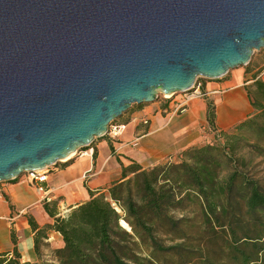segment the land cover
Returning <instances> with one entry per match:
<instances>
[{
  "label": "water",
  "instance_id": "95a60500",
  "mask_svg": "<svg viewBox=\"0 0 264 264\" xmlns=\"http://www.w3.org/2000/svg\"><path fill=\"white\" fill-rule=\"evenodd\" d=\"M264 50V0H0V184Z\"/></svg>",
  "mask_w": 264,
  "mask_h": 264
},
{
  "label": "trees",
  "instance_id": "16d2710c",
  "mask_svg": "<svg viewBox=\"0 0 264 264\" xmlns=\"http://www.w3.org/2000/svg\"><path fill=\"white\" fill-rule=\"evenodd\" d=\"M253 81L254 114L229 132L148 170L123 167L107 193L64 217L46 205L54 222L30 221L38 257L55 232L56 264H264V81ZM215 113L209 105L211 127ZM0 264L29 263L15 250Z\"/></svg>",
  "mask_w": 264,
  "mask_h": 264
},
{
  "label": "crops",
  "instance_id": "0c3cea01",
  "mask_svg": "<svg viewBox=\"0 0 264 264\" xmlns=\"http://www.w3.org/2000/svg\"><path fill=\"white\" fill-rule=\"evenodd\" d=\"M242 69L219 80L204 82L203 91L209 96L192 101L185 114H171L177 97L134 107L117 121L125 126L117 139L96 140L88 151H80L76 158L50 167L46 182H37L26 174L1 183L0 255H12L17 250L23 263L56 264L51 252L62 248L61 235L47 234L45 242L50 247L42 250L40 258L30 226V221L39 229L54 222L46 205L56 211L57 217H64L89 201L92 193L96 196L107 193L114 182L121 180L123 167L137 164L148 170L175 161L184 150L212 142L215 132H229L251 117L254 109L247 88L254 81H248L249 74ZM209 105L216 111L214 127L209 122Z\"/></svg>",
  "mask_w": 264,
  "mask_h": 264
},
{
  "label": "built area",
  "instance_id": "2783aa9c",
  "mask_svg": "<svg viewBox=\"0 0 264 264\" xmlns=\"http://www.w3.org/2000/svg\"><path fill=\"white\" fill-rule=\"evenodd\" d=\"M181 96H184L183 99L175 101V103L172 106L171 114L173 116L185 114L188 110L189 104L192 101L201 98H207L209 94L203 91L202 85L199 82H197L192 92ZM160 100L168 101L171 99L170 97L163 96L160 98ZM144 123L147 124L148 122H144ZM124 130H125L124 125L113 123L109 127L108 134L105 137H110L112 140H115L122 134ZM29 175L32 176L34 180H36L37 182L40 183L46 182L49 175V168L43 172L29 174Z\"/></svg>",
  "mask_w": 264,
  "mask_h": 264
},
{
  "label": "rangeland",
  "instance_id": "374dc122",
  "mask_svg": "<svg viewBox=\"0 0 264 264\" xmlns=\"http://www.w3.org/2000/svg\"><path fill=\"white\" fill-rule=\"evenodd\" d=\"M243 70H246V74H249V76H248V81H251V80H253L254 79V76L255 75H258L259 76V79H261V80H263L264 81V50H261L260 52H257L256 53V55L253 57V59H252V62H251V64L249 65V66H247V67H244L243 69H242V71ZM245 78H247V76L245 77ZM198 82L202 85V87H203V84H204V82H207L206 80H204V79H199L198 80ZM203 89V88H202ZM209 94V93H208ZM183 97L184 96H177V99L178 100H181V99H183ZM177 100V101H178ZM201 100H205V98H201ZM134 107H136V106H134ZM133 107V108H134ZM126 116V115H125ZM124 116V117H125ZM116 124H119V123H117V122H115ZM121 125V124H120ZM111 139L110 137H104V138H102V139ZM102 139H99V140H102ZM112 140V139H111ZM88 149L89 148H87V149H82L81 151H82V153H84V152H86V151H88ZM77 155H78V153L75 155V156H73L72 158H76L77 157ZM71 160V159H70ZM262 159H259L258 161H261ZM61 163H63V162H61ZM264 167V166H263ZM262 170H264V168L262 169ZM261 177H263L264 178V173L261 175Z\"/></svg>",
  "mask_w": 264,
  "mask_h": 264
},
{
  "label": "bare ground",
  "instance_id": "6f19581e",
  "mask_svg": "<svg viewBox=\"0 0 264 264\" xmlns=\"http://www.w3.org/2000/svg\"><path fill=\"white\" fill-rule=\"evenodd\" d=\"M73 156H74V155H73ZM73 156H72V157H73ZM72 157H70V159H72ZM70 159H68V160H70ZM68 160H66V161H68Z\"/></svg>",
  "mask_w": 264,
  "mask_h": 264
}]
</instances>
